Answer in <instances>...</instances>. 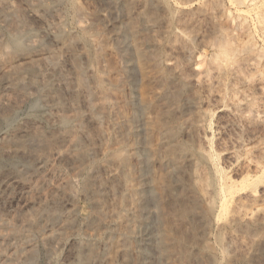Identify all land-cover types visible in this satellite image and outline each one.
Segmentation results:
<instances>
[{
  "label": "rangeland",
  "instance_id": "rangeland-1",
  "mask_svg": "<svg viewBox=\"0 0 264 264\" xmlns=\"http://www.w3.org/2000/svg\"><path fill=\"white\" fill-rule=\"evenodd\" d=\"M25 1H0V264H264V0H45L78 66L43 83L14 64L32 44L4 45ZM48 81L58 102L30 109ZM57 103L71 122L44 116Z\"/></svg>",
  "mask_w": 264,
  "mask_h": 264
},
{
  "label": "bare ground",
  "instance_id": "bare-ground-1",
  "mask_svg": "<svg viewBox=\"0 0 264 264\" xmlns=\"http://www.w3.org/2000/svg\"><path fill=\"white\" fill-rule=\"evenodd\" d=\"M0 1H2V0H0ZM4 1H7V0H4ZM31 1V0H30ZM32 1H34V0H32ZM8 2H9V0H8ZM26 2V4H28L27 3V0L25 1ZM29 2V1H28ZM5 3V2H4ZM7 3V2H6ZM1 4H3V2L1 3L0 2V20L1 21H5L6 22V19L8 18V16H9V14H6L5 12V8H4V6H3V8H4V10L2 9V5ZM9 4H10V2H9ZM26 4H24L25 5V7L27 8L28 7V10H27V13H28V16H31L32 18H35V19H38L39 21H40V23L42 24V26H44V28H43V31L42 32H40V33H34L33 34V32H34V30L33 29H31V27H29V25L27 24V15H26V20H24L23 22H21V23H23V24H21V26L20 27H18V24H16L17 25V31L15 32V33H12V32H9L8 33V36H7V34H6V37H8V38H6V41H5V43H4V45H6L7 47H11V48H13V49H17V52L19 53V51H18V49H20L21 50V48H22V50H23V48H30V44H32L33 46V48H34V51H32L31 49H30V51H32L31 53H25L26 52V50H25V52H23V53H25V54H23L22 55V52H20L21 53V56H19V58L18 59H15L14 60V64H19V63H22V65H23V68L21 69L20 67V72L18 73V75H20V76H29V78L30 79H32V80H37L38 81V79L37 78H42V81H47L48 80V77H47V80L46 79H43V78H45L46 76H48L49 74H52L53 72H51V71H53V69H57V70H59L60 71V68L61 69H64L65 70V72L67 73V71L66 70H68V73H69V71L71 72V70L72 69H74L75 68V64H76V66H78V64L77 63H73L74 61L72 60V58H70L71 60H72V62H71V60H69V57L71 56L72 57V54L71 55H66V54H64L65 52H67V51H65V52H63L64 51V49L62 48L63 46H64V42H66V41H62V37L61 36H63L62 34H64L66 31H67V29H68V22H67V20H61V18L63 17L62 16V14H61V11H60V9H61V7H58L57 9L56 8H53L52 9V12L54 13V15L53 16H55V14L58 16V19L60 20L59 22H57V23H54V21H51L52 19L51 18H48V12H47V14L46 13H44V10L42 11L41 9L42 8H44V6L41 8V6L42 5H45V4H47V2L45 1V0H38L35 4L34 3H29V6L27 5L26 6ZM31 4V5H30ZM5 5V4H4ZM65 5V4H64ZM6 6H7V4H6ZM5 6V7H6ZM9 6V8H10V5H8ZM48 6V5H47ZM7 8V7H6ZM8 8V9H9ZM26 8H24L23 10H25ZM41 8V9H40ZM46 9V8H45ZM64 9V8H63ZM62 9V10H63ZM49 11V10H48ZM64 11V10H63ZM8 12H10L9 10H8ZM7 12V13H8ZM20 13V12H19ZM21 13H22V11H21ZM26 13V12H25ZM24 13V14H25ZM10 14H11V12H10ZM23 16V14H20V16ZM19 16V17H20ZM21 16V17H22ZM49 16H51L50 14H49ZM52 16V17H53ZM57 16H55V17H57ZM62 16V17H61ZM11 17H12V14H11ZM10 17V18H11ZM71 18V17H70ZM23 19H24V16H23ZM29 19V18H28ZM51 19V20H50ZM57 19V18H56ZM55 19V20H56ZM57 19V20H58ZM64 19V18H63ZM17 20V19H16ZM18 20H20V19H18ZM32 20V19H31ZM9 21V20H8ZM29 21H30V19H29ZM28 21V22H29ZM35 22L34 23H36L37 22V20H34ZM56 22V21H55ZM33 23V24H34ZM30 24V23H29ZM32 24V25H33ZM41 24H39V25H41ZM39 25H37L36 24V26H39ZM30 26H31V24H30ZM35 26V27H36ZM33 30V31H32ZM40 30H41V28H40ZM14 31H15V29H14ZM37 31V30H36ZM37 32H39V30L37 31ZM70 32V31H69ZM72 35H73V33H72ZM64 38V37H63ZM45 40L47 41V42H50L49 44L50 45H48V46H46L45 44H44V42H45ZM63 40H65V39H63ZM78 42V41H77ZM79 42H81L80 40H79ZM46 43V42H45ZM83 43V42H82ZM81 43V45L83 46L84 44H82ZM3 45V46H4ZM80 45V44H79ZM78 45V46H79ZM3 46H2V48H3ZM5 46V47H6ZM6 47V48H7ZM66 47V45L64 46V48ZM85 47V46H84ZM56 48H57V50H56ZM63 49V51H61V52H63V54L61 53V54H59V52H58V49ZM67 48V47H66ZM12 49V52H14V50ZM83 49H85V48H83ZM6 50V49H5ZM4 50V51H5ZM8 50V49H7ZM66 50V49H65ZM10 51V50H9ZM16 51V50H15ZM84 51V50H83ZM1 52H3V51H1ZM6 52V51H5ZM8 52V51H7ZM29 52V51H28ZM81 52H82V47H81ZM85 53H86V50L84 51ZM2 54H4V53H2ZM5 54H10L9 52L8 53H5ZM4 54V55H5ZM87 54V53H86ZM60 55H66V57H64V58H62ZM83 55V54H82ZM0 56H1V54H0ZM7 56V55H6ZM5 56H3V58H4ZM9 56H7V58H8ZM10 57H11V55H10ZM12 57H15V55L13 56L12 55ZM11 57V58H12ZM84 57H85V55H84ZM87 57V56H86ZM2 59V58H1ZM10 59V58H9ZM8 60V59H7ZM2 61H4L3 59H2ZM10 61V60H9ZM11 61H13L12 59H11ZM76 62V61H75ZM4 63V62H3ZM6 63H8V62H6ZM13 63V62H12ZM2 64V63H1ZM11 64V63H10ZM6 65V64H5ZM12 66V65H11ZM10 66V67H11ZM1 67L2 66H0V69H1ZM3 67H4V65H3ZM15 67V66H14ZM88 67H89V65H88ZM87 67V68H88ZM90 67L92 68V66L90 65ZM18 68V67H17ZM77 68H79V67H77ZM82 68V67H81ZM8 68H3V71H5V72H3V74H2V79H3V75H4V73L5 74H7L6 75V77H4L5 79H3L4 80V82H3V84H7V85H9L11 82V84H10V86L12 85L13 86V80H14V77H12V72H8V70H10V69H8ZM13 69V68H12ZM12 69H11V71H12ZM16 69V68H15ZM84 69H86V68H84ZM93 69L94 68H92V71H93ZM7 70V71H6ZM14 70V69H13ZM19 70V69H18ZM64 70H61V73H62V71H63V78L62 79H60V80H62V81H67V82H70V80L68 79L69 77L67 76V75H65V72H64ZM74 70H76V69H74ZM81 69H79L78 71H80ZM59 71H58V73H59ZM78 71H75L76 73H74L73 72V74H75V76L76 77H74V76H72V77H74V78H76V80L78 79V81H79V83H80V81H81V79H82V81L83 80H86V81H88V78L86 79V78H84L83 79V77L84 76H88V77H90V73L92 72L91 71V69H87V70H84V71H82V72H78ZM51 72V73H50ZM1 73V72H0ZM11 73V74H10ZM49 73V74H48ZM55 73V72H54ZM60 73V74H61ZM16 74H17V72H16ZM48 74V75H47ZM15 75V74H14ZM53 75V74H52ZM58 75V74H57ZM70 75V74H69ZM93 75V73L91 74V76ZM16 76V75H15ZM19 76V77H20ZM61 76V75H60ZM19 77H18V79H19ZM50 77V76H49ZM22 78V77H21ZM28 78V77H27ZM60 78V77H59ZM1 79V78H0ZM25 79V78H24ZM56 79H58V77H56ZM16 80L17 79H15L14 81L16 82ZM20 80H22V79H20ZM27 80V79H26ZM53 80L54 79H52L51 81L52 82H50V83H53ZM60 80H58V81H60ZM69 80V81H68ZM261 80H263V79H261ZM25 81V80H24ZM28 81V80H27ZM31 81V80H30ZM29 81V82H30ZM40 81H41V79H40ZM41 81V82H42ZM57 81V82H58ZM77 81V82H78ZM86 81H85V83H86ZM0 82H1V80H0ZM17 82H18V80H17ZM16 82V83H17ZM20 82V81H19ZM55 82H56V80H55ZM56 82V83H57ZM71 82H73V79H72V81ZM70 82V83H71ZM23 84H24V82H22ZM40 83V82H39ZM43 83V82H42ZM60 83V82H59ZM19 84V83H18ZM21 84V83H20ZM31 84V83H30ZM33 84V83H32ZM31 84V85H32ZM41 84V83H40ZM66 85L68 84V83H65ZM81 84H83L82 82H81ZM260 84H261V81H260ZM22 85V84H21ZM26 85H27V83H26ZM35 85V84H34ZM33 85V86H34ZM43 85L44 84H42V87H43ZM46 85V84H45ZM48 85L50 86L49 88H47L48 86L46 85L45 86V89H46V91L42 94V93H40L41 95L40 96H42V99H41V97L39 96V98H37L36 100H34L33 99V103H32V108H31V106H30V109H36V108H38L39 106L40 107H44V109H45V107H46V110H47V108H48V104L46 105V103L48 102L49 103V100L51 99V97L53 98V99H55V101L56 102H58V100H59V98L56 100V97H57V94L59 93H57V90H56V88L59 86H57V87H55V85L53 84V85H50L49 84V81H48ZM66 85H64V86H66ZM70 85V84H69ZM72 85H74L73 87H72ZM75 85H77V83L75 82V84H74V82H73V84H71V89L73 90V93H74V91L76 90V88H77V90H79L81 87H83V86H81L80 88L79 87H77V86H75ZM87 84H85V86H86ZM1 86H2V84H1ZM20 86V85H19ZM24 85H22V87H23ZM36 86H37V83H36ZM41 86V85H40ZM84 86V87H85ZM88 87H89V85H87ZM86 86V88H88ZM6 87V86H5ZM16 87V86H15ZM28 87H30L29 86V84H28V86H27V88ZM32 87V86H31ZM38 87V89H39V86H37ZM36 87V88H37ZM60 87V86H59ZM4 88V87H3ZM11 88V87H10ZM24 88H26V86H24ZM35 88V86L34 87H32V90ZM44 88V87H43ZM67 88H68V86H67ZM86 88H84L86 91H85V93H87V94H90V92H91V89H90V92H88V90H89V88H88V90L86 89ZM6 89H8V87L7 88H5L4 89V91L6 90ZM13 89V88H12ZM23 89V88H22ZM69 89V88H68ZM71 89H69V91L71 90ZM25 90V89H24ZM27 90V89H26ZM37 90V89H36ZM40 90H41V88H40ZM39 90V91H40ZM44 90V89H43ZM83 90V89H82ZM7 91V90H6ZM5 91V92H6ZM28 91V90H27ZM60 91V90H59ZM81 91V90H80ZM9 92V91H8ZM18 92V91H17ZM33 92V91H32ZM37 92V91H36ZM77 92L78 91H76L74 94H77ZM82 92V91H81ZM10 93V92H9ZM8 93V94H9ZM28 93V92H27ZM39 93V92H38ZM55 93H57L56 95H55ZM72 93V94H73ZM6 95H8L7 94V92L5 93ZM12 94V93H11ZM22 94V93H21ZM25 94V93H24ZM56 96L55 98H54V95ZM60 94V93H59ZM71 94V93H70ZM29 95V94H28ZM61 95V94H60ZM82 95H84V96H86V94H82ZM81 95V96H82ZM1 96V95H0ZM5 96V95H4ZM9 96V95H8ZM7 96V97H8ZM12 96V95H11ZM18 96V95H17ZM88 96H90V95H88ZM2 97H3V94H2ZM10 97V96H9ZM83 97V96H82ZM23 98V97H22ZM84 98V97H83ZM82 98V99H83ZM87 98V97H86ZM6 99V98H5ZM8 99V98H7ZM26 99V98H25ZM46 99V103H45V100ZM90 99V103L92 102V100H91V98H89L88 97V100ZM0 100H2L1 98H0ZM10 100V99H9ZM48 100V101H47ZM87 100V99H86ZM88 100H87V102H88ZM97 100V99H96ZM3 101V100H2ZM43 101H44V103H43ZM51 102H52V99L50 100ZM55 101H54V103H55ZM73 101V100H72ZM78 101V100H77ZM95 101V100H94ZM1 102V101H0ZM9 102V101H8ZM7 102V105L9 104ZM83 102V101H82ZM86 102V103H87ZM63 103V102H62ZM85 103V102H84ZM85 103V105H87ZM89 103V105L91 106V104ZM103 103V102H102ZM6 104V102L5 101H3V102H1L0 103V107H3L4 105ZM11 104V103H10ZM51 104V103H50ZM56 104V103H55ZM54 104V105H55ZM60 104V103H59ZM71 104H73V103H71ZM70 104V105H71ZM99 104V103H98ZM66 105H68V104H66ZM77 104H74L73 105V107L75 108L76 107V110L78 109V106H76ZM104 105V104H103ZM52 106H53V104H52ZM56 106V105H55ZM51 107L50 105H49V107H51L52 109L50 110V112H49V110H48V114H47V111H46V115H44V116H47V115H49L50 114V117L52 116L53 118H58V120L57 121H59V119H61L63 122H65V123H67L68 121H69V117H68V112H66L67 114L65 115L64 113H62V111H61V109L63 110V112H64V107H58L59 105H58V103H57V106L56 107ZM63 106V105H62ZM88 106V105H87ZM9 107V106H8ZM67 107V106H66ZM65 107V108H66ZM72 107V108H73ZM80 107V106H79ZM89 107V106H88ZM92 107H93V105L91 106V109H92ZM4 109H5V106L3 107ZM68 108H69V105H68ZM4 109H2L1 110V112L4 110ZM11 109V108H10ZM90 109V108H89ZM69 110H72V109H69ZM78 110H80V109H78ZM94 110V109H93ZM97 110V109H96ZM43 111V110H42ZM45 111V110H44ZM67 111H68V109H67ZM0 112V113H1ZM9 112H11V111H9ZM15 112V111H14ZM18 111H16L15 113H12V114H10V115H8V116H6V117H4L5 119H4V123L7 125V126H12L15 122H16V119H17V115H19V114H16ZM71 112H73V115H74V112H75V110H73V111H71ZM98 112V111H97ZM3 113V112H2ZM4 114V113H3ZM6 115H7V113H5ZM9 114V113H8ZM43 114H45V113H43ZM76 114V113H75ZM83 114H85V113H83ZM93 114V113H92ZM95 114V113H94ZM82 115V114H81ZM87 115V114H86ZM85 115V116H86ZM71 116H72V114H71ZM91 116V115H90ZM48 117V116H47ZM75 117H76V115H75ZM80 117V116H79ZM18 118H20L19 116H18ZM46 118V117H45ZM71 118V117H70ZM81 118V117H80ZM86 118H88V116L86 117ZM86 118H84L83 120H85ZM56 119H55V121H56ZM79 119V118H78ZM82 119V118H81ZM80 119V120H81ZM46 120H48V118L46 119ZM54 120V119H53ZM71 120V119H70ZM75 120V119H74ZM77 120V119H76ZM88 120V119H87ZM90 120V119H89ZM29 121V120H28ZM39 121V120H38ZM49 121V120H48ZM52 121V120H51ZM56 121V122H57ZM73 121V120H72ZM86 121V120H85ZM91 121V120H90ZM42 122V121H41ZM50 122V121H49ZM53 122V121H52ZM69 122H71V121H69ZM76 122H78V121H76ZM81 122H83V121H81ZM17 123V122H16ZM15 123V124H16ZM28 123V122H27ZM54 123V122H53ZM65 123H62V124H65ZM84 123V122H83ZM82 123V124H83ZM40 124V123H39ZM76 124V123H75ZM78 124H79V126H80V121L78 122ZM5 125V126H6ZM36 125H37V122H36ZM35 125V126H36ZM85 125V124H84ZM38 126V125H37ZM41 126V125H40ZM77 127H78V125H76ZM13 127V126H12ZM19 127V126H18ZM22 127V129L21 130H19L18 132H17V129H16V132H17V134H16V136H18V137H20V136H25L26 135V133H28L29 132V129H30V127H29V129H26V128H24L23 129V125L21 126ZM27 127V126H26ZM27 127V128H28ZM33 127V126H32ZM6 128V127H5ZM14 128H15V126H14ZM34 128V127H33ZM33 128H31V129H33ZM60 128H61V126H60ZM83 128H85V127H83ZM74 130V129H73ZM12 131L13 130H11L10 132H11V135H12ZM31 131V130H30ZM34 131V130H33ZM70 131V130H69ZM80 131V130H79ZM8 132H9V130H8ZM74 132H75V130H74ZM83 132H85V131H83ZM63 134H64V132H62ZM5 134V135H4ZM7 134V132H6V130L5 129H0V135H4L3 137L5 138V137H8L9 138V134L8 135H6ZM30 134V133H29ZM33 134V133H32ZM32 134H30V135H32ZM14 135V134H13ZM88 135V134H87ZM1 136V139L3 138ZM15 136V135H14ZM72 135H70V137H71ZM29 137V136H28ZM17 138V137H16ZM26 137H24V139H25ZM33 138V137H32ZM31 138V139H32ZM0 139V140H1ZM6 139V138H5ZM12 139V138H11ZM14 139V138H13ZM20 139H22L21 137H20ZM15 140V139H14ZM16 140H18V139H16ZM75 140H77V139H75ZM2 141V140H1ZM5 142H6V140H5ZM16 142V141H15ZM18 142V141H17ZM21 142H23L22 140H21ZM8 143H11V141L9 142L8 141ZM66 143V142H65ZM12 144V143H11ZM35 144V143H34ZM48 144V143H47ZM67 144H68V142H67ZM30 145V144H29ZM49 145H51L50 143H49ZM71 145V146H70ZM82 145H84V144H82V141L81 140H77V141H74V142H72V143H70L69 144V146L71 147L70 149H69V151L70 152H72V151H75V150H77L78 148H80V147H82ZM58 146V145H57ZM7 147V146H6ZM9 147V146H8ZM15 147H16V145H15ZM14 148V147H13ZM13 148H10V149H13ZM17 148H18V146H17ZM23 148V147H22ZM50 148V147H49ZM2 149V148H1ZM21 149V148H20ZM24 149V148H23ZM82 149V148H81ZM2 150H4V149H2ZM7 150V149H6ZM9 150V149H8ZM22 150V149H21ZM25 150V149H24ZM24 150H22V151H24ZM62 150V149H61ZM79 150V149H78ZM1 151V150H0ZM13 151V150H12ZM59 151V150H58ZM16 152H17V150H16ZM30 152V151H29ZM38 152V151H37ZM61 152V151H60ZM67 152V151H66ZM75 152H77V151H75ZM80 152V151H79ZM18 153V152H17ZM59 153V152H58ZM57 153V154H58ZM64 153H65V150H64ZM74 153V152H73ZM82 153V152H81ZM38 153H36V155H37ZM60 154V153H59ZM70 154H72V153H70ZM46 155V154H45ZM52 155H53V153H52ZM61 155V154H60ZM67 155H68V152H67ZM76 155V154H75ZM74 155V156H75ZM34 156V155H33ZM48 156H49V154H48ZM73 156V157H74ZM78 156V155H77ZM43 157V156H42ZM59 158V157H58ZM66 158V157H65ZM79 158V157H78ZM38 159V158H37ZM39 159H42V158H40V156H39ZM41 161V160H40ZM45 161H43V163H44ZM215 162V161H214ZM42 163V164H43ZM46 164V163H45ZM214 165V164H213ZM215 166V165H214ZM23 169H24V167H23ZM38 169V168H37ZM79 169V168H78ZM218 169V168H217ZM215 170H216V167H215ZM109 171V170H108ZM219 171V170H218ZM217 172V171H216ZM33 173V172H32ZM109 173V172H108ZM219 173V172H218ZM97 174V173H96ZM96 180H97V178H96ZM221 182V181H220ZM85 183H87V182H85ZM88 184V183H87ZM106 184H108V183H106ZM218 184V183H217ZM100 185V184H99ZM88 186V185H87ZM227 186V185H226ZM94 187H95V185H94ZM219 187V186H218ZM97 188H98V186H97ZM106 188V187H105ZM231 188V187H230ZM96 189V188H95ZM224 189H225V187H224ZM229 189V188H228ZM103 190H104V188H103ZM221 190L223 191V189H222V187H221ZM232 190V189H231ZM228 191V190H227ZM94 192V191H93ZM98 192V191H97ZM219 192H220V190H219ZM222 194V193H221ZM223 194H224V191H223ZM93 195V194H92ZM96 195V194H95ZM97 195H99V194H97ZM225 197V196H224ZM223 200H224V198H223ZM229 200V199H228ZM96 206V205H95ZM98 206V205H97ZM45 212V211H44ZM54 212V211H53ZM53 212H51V213H53ZM48 213H50V211H48L46 214H47V217H48ZM41 214H42V212H41ZM52 215V214H51ZM41 216V215H40ZM55 218V217H54ZM88 218V217H87ZM96 220V219H95ZM92 221V220H91ZM90 222V221H89ZM52 223V222H51ZM54 223V222H53ZM91 223V222H90ZM12 239V237L10 238V240ZM60 242V241H59ZM60 244V243H59ZM66 245V244H65ZM30 247V246H29ZM25 250V249H24ZM23 250V251H24ZM30 250V249H29ZM75 253V252H74ZM52 254V253H51ZM54 254V253H53ZM53 254H52V256H53ZM56 254V253H55ZM24 255V254H23ZM25 255H26V253H25ZM24 255V256H25ZM78 255H79V253H78ZM20 256V255H19ZM28 256H30V255H28ZM21 258H23L22 256H20ZM27 257V256H26ZM22 260V259H21ZM25 260H26V258H25ZM30 264V263H29Z\"/></svg>",
  "mask_w": 264,
  "mask_h": 264
}]
</instances>
